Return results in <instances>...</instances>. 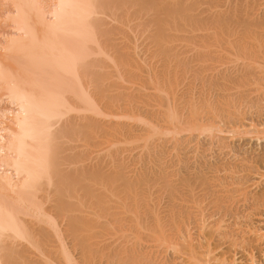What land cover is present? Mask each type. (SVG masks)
Masks as SVG:
<instances>
[{
    "label": "bare ground",
    "instance_id": "bare-ground-1",
    "mask_svg": "<svg viewBox=\"0 0 264 264\" xmlns=\"http://www.w3.org/2000/svg\"><path fill=\"white\" fill-rule=\"evenodd\" d=\"M8 1L12 3L13 11L11 12V14L8 13L9 16L8 15L6 16L10 19L12 23V28L14 33L6 38L5 43L0 44L1 46L0 47V51H1L0 52V93H2L0 94V103H3V105L0 106V264H39L36 263L38 261L35 259H34L35 262L30 260L31 258L30 255L33 253H39L41 255L40 262L42 264H53L55 259L56 261L60 260V262H57L55 264H59L61 262L62 264L65 263L78 264L74 260L75 257L74 258L71 257L70 255L71 252H69V249L67 247L68 245H66L68 241H66V243L64 242L63 239L65 238L62 237V234L64 233L66 234L67 231L69 235L72 237V239H70L71 237L69 236V239L71 241L74 240L75 241L74 245L79 247L80 249L79 252L81 254V257L82 255L84 256L86 249L91 245V244L89 245V243H88L89 246L86 245V243L90 241L89 240L86 241L87 237L84 235V233H86V231L88 233L93 232L92 231L93 229H91L89 232V230H85V227L87 228L88 225V227L90 228L91 227L90 224L92 222L90 223L87 220L88 218L85 216H84L85 217L84 220H86V223L82 219L83 216L81 214L86 213L87 210H85L86 212L84 211L81 214L78 213L79 208L82 207L80 203L83 204L86 201L82 200L83 202H81L79 201V198H77L78 201L75 200L76 201L75 202L74 200H70V199L77 197V195H75L76 197L73 195L74 193H78V191L75 192L76 188H82L83 186L86 194L90 197L91 193L93 192L90 190H93L94 187L92 189L88 188V186L91 188L90 185L93 182H91L92 181L91 178H89L90 179L89 181V179L87 180L86 177L85 178L87 183L90 184L88 185L86 184L87 187L86 188L84 187L85 185L83 184L86 183L84 176H83L84 183L82 184V180L80 177L83 169L86 168L84 167L85 164L84 166H82L84 167L83 169L82 167H80L82 169V171L81 170L79 171L80 176H77V171H75L77 166L74 170H73L74 167L73 168L70 167L76 173V175L73 173V171L71 172L70 170L69 172L71 173V175L67 173L70 176L64 174L65 172L63 171L67 170L64 168L66 167L65 165L67 164L72 165L74 162H75L74 165H76V163L80 165L81 163H78V161H75V159L80 160L82 162L83 155L82 153H79L77 158L76 157H74L75 159L68 158L67 160V157L61 154L66 151V150L64 151V148L68 149V152L70 153V151H72V147L74 146L71 145L72 147L68 148L67 146H64V144L62 145L61 140L67 139L68 136L74 137L75 135H76V141L77 140L79 141L80 139L78 134H81L82 133L81 131L83 130H81L80 126H78L80 130L76 133L75 128L77 127V124L79 122L77 118H75L76 121L74 120V118H72L73 120H71V118L69 119V117H71L70 114L72 111L78 109V111H80V114L84 112L91 113V115L88 116L89 117L88 123L82 124L81 122L82 127H85L83 128L85 129L83 135L86 134L89 137L90 134L85 133L86 130L89 133L96 130V124H95L96 122L95 121L90 122L91 120L90 116L92 118L98 117L99 120L96 119L97 121H100L99 117L106 116L105 111L100 108L102 104L100 105L99 103L100 101L98 100L99 98L96 97L97 95H101V94H97L98 93L97 90L95 91L96 93L90 91L92 87L93 90L97 88L98 86L97 84L101 79L99 77L101 75L96 74L97 71H99V74L104 75V73H100L99 68L96 71L89 70V67L91 68L94 67L96 65V64L94 65V63L98 60V59L90 60V58H94L96 55L99 56V54L104 53L105 50L104 46L102 45L103 40H101L102 42L100 43L99 37L100 36L103 37L112 32V31L109 32V30H103L105 21L101 22L102 17L109 18L110 21L130 29L131 23H133L138 17L142 16L143 14H141L142 12L140 13V11L132 10V6L133 4H135L134 0H8ZM148 1L149 0L147 1L143 0L141 4L145 5L143 6L145 8L146 6H150V7L153 6L151 12L155 14L152 16L148 15L149 16L148 19H146V17L144 16L146 20L145 22H143L144 24L143 26L144 27L147 26V28L148 26H150V28H152V30H150L151 32L152 31L154 32V36H153L154 41L150 38L153 41L152 43H154L156 40L157 44L159 43L160 45H162L161 43L163 42V40L165 41L166 39L165 32L167 31L169 32L173 28H177V27L180 28V29L178 28L179 30H181L182 28L186 29L187 27V29L190 28L193 31L194 30L198 31L199 33H201L202 31H210V33L207 34L206 36L205 35L199 36V38H197L198 39L197 41L200 40L199 42L201 43L202 40L208 39V41L209 40L211 41L212 39V45H215L213 47H219L221 52H223L220 53L219 55L216 54L217 60L219 58L220 61L226 60L228 63H236L233 67L234 68L233 70L226 69L225 73L217 72L215 76H212L211 74V76L214 79L208 77L211 78L210 84L212 82V84L214 85L223 87L226 91H234L236 89L251 87L253 88L254 91L258 92L257 94L260 93L261 95H264V0H209L211 1V4L209 5V7H207L208 8L207 12L200 11V13H197L196 16L191 14L190 12L193 6L199 3L198 0H196L195 4L191 6H186L181 3H176L177 0L175 2L173 1L174 2L173 5L174 4L176 5L171 6L170 5L171 1L167 2V0H165L166 2L164 1L162 3H169V5L168 6L162 5L159 7V10H158V4L155 2L156 0H151L154 1V4H151L152 6L147 5ZM160 1L161 0H159V2ZM179 1L181 0H178V2ZM138 6H139V2H138ZM138 8H140V6ZM143 10L149 11L148 9H144V8ZM145 14L148 13L145 12ZM201 15L202 16L206 15V16L201 17ZM183 25L186 27H180ZM136 26L134 25L133 30L136 29L135 28ZM131 30L132 29H130V31ZM178 32L176 31L177 34ZM172 35L175 36V33ZM168 36H171V34ZM193 37L191 39H193ZM109 38H111V34L109 35ZM106 39H108V37H105L104 39L105 42ZM167 40L168 42L169 40L172 41L171 37H168ZM130 41L132 42V40ZM208 41L205 42L207 43ZM202 45L198 47L201 48L204 46L207 47V45H203V46ZM217 49L215 50V52H217ZM128 51L130 50L128 49ZM165 52L166 49L163 52V54ZM121 55L124 54L121 53ZM199 55L202 56L201 54ZM206 56H204L205 59ZM105 57L107 56H104V58ZM120 58L122 60V58L124 59V56ZM191 58L193 59V57ZM216 58L214 57L211 60H214ZM115 61L117 60H114L113 62ZM123 61H125V59ZM226 61L220 63H226ZM222 65L224 66V64ZM108 66L110 67L112 66V64ZM212 68H214V66ZM212 68L210 70H212ZM222 70L223 69H221V71ZM114 71L112 70V73ZM104 72H106V70ZM91 74H93L94 77L91 78L90 76L89 78V75ZM117 75L119 76V73ZM103 77L105 78L106 76ZM86 78L87 79L89 78L88 81H90L89 83L92 85L90 87L91 89L90 88L87 89L88 81L86 82ZM122 79L125 80L123 76ZM153 82L156 83L155 81ZM100 86L101 85H99L98 87L101 88ZM209 87H211V85ZM156 88L158 87H155V89ZM1 90H3V92H1ZM172 91H174V89ZM233 96L234 95H232V97ZM228 97H231V94ZM236 100L240 101L239 99ZM244 102L245 101H243V103ZM254 105L257 104L255 103ZM233 107L236 108L235 105H233ZM132 110L133 108L130 109V112ZM134 111L136 112V110ZM165 111L166 112H164L163 117L160 116V118L161 117L163 118V120L162 119L161 120L162 122L168 125L167 127H163L161 129V126L165 125L164 123L163 125L159 126L157 121H152L150 119H143L144 117L143 118L141 117L140 120H142L141 122L146 126V129L140 133L138 132L139 130L129 131V129H127L128 125H126L125 121L122 122V119L121 122H118V119L120 120V118L128 119V118H135L136 116L131 117L128 114L124 115L123 112L113 113L115 114L114 115L115 119H117L115 121L117 122H112V121L111 123L109 122V124H112V127H109L108 124L107 125L103 124L105 126V129L106 126L109 127L108 131H109V135L111 134V136L108 137H112L110 142L108 141L109 142L108 145H110L111 143L112 145L126 143V142L128 143V141L132 142L133 144L134 143L136 144V142L141 141L142 145L140 144L139 146L143 148V150H146L149 147H151L156 141V139L154 140L155 138L154 136L161 135L162 133L165 134V132H173L175 134L174 136H176V134L179 132L181 133L180 128L183 127V125L179 126L180 123L179 117L181 116H178L175 107L172 109L170 108L168 111L167 110ZM189 111H190L189 123H191V125L188 127V129L191 130L195 129L199 132L211 130L212 126L210 125V123H208L209 121L206 122L209 125L201 124L202 122L200 121V119L202 116L198 118L199 109L196 106L194 105L191 106ZM184 112L187 113L186 111ZM84 117L85 114L84 116H82L80 120L84 119ZM112 118L114 117H111V119ZM68 119L72 121V122L70 121L72 124H74V122H77L76 125L74 124L76 127L74 125H73L74 127H71L72 125L70 126L71 128L68 127V125H70L68 123L69 122ZM135 119H139V118L136 117ZM204 119L206 118L204 117ZM158 121H160V119ZM63 123H68V125L66 124L67 125L66 126ZM216 125L218 126V124ZM228 125H226V127ZM244 125L246 126V130L242 128L243 130L241 131L239 129L240 127L238 126L231 127V129L228 131L231 134L230 136L231 139H234L235 141V138L237 139V137L239 139H247V138L251 139L252 137H254L258 142L264 141V121L260 122L254 119L251 120L248 125L246 124ZM184 128L185 127H183V129ZM108 131L102 132L103 134L102 136L104 135L107 136V134L104 133H107ZM229 133L228 135H230ZM97 134H99V132ZM81 137L83 136L81 135ZM162 140L161 142L164 143L165 140L164 141ZM167 140L172 141V143L174 144V139L172 140L167 139ZM167 140L166 142H168ZM70 141L72 142V140ZM86 141H88V139H86ZM63 143L66 144L65 141ZM157 143H159V139L157 140ZM96 145L94 146L96 147ZM99 145L100 144H98L97 146ZM136 145H138V143ZM77 146L78 144L76 145V148ZM180 146L181 144L178 143L175 149L181 152V149L178 150ZM158 147H159L158 145L154 146L153 150H156ZM161 147L165 148L164 146ZM78 148L80 147L78 146ZM115 148H118V146H115ZM133 148H135V146ZM229 148L230 147H228V149ZM109 149L111 151V147ZM230 150L228 151L230 152ZM235 150H231V152L233 154H236V156L242 155V152L240 151L238 152L237 150L236 152ZM108 151L109 150H106V154L108 153ZM157 151H160V149L154 152L156 160H161L162 157L161 153L159 152L157 153ZM195 151H197V149ZM68 152L67 151L65 152L66 155H68L67 154ZM85 152H87L86 155L88 156L92 153L89 152V150ZM164 152L167 151L164 150ZM185 152H184L185 154L189 153L187 151ZM139 153H141V151H139ZM149 153H151V151ZM226 154L228 155V153ZM71 155L77 156L75 154L70 153L69 156L72 157ZM254 155L252 154L253 157L250 156L249 158L248 157L245 158V156L244 157L241 156L243 157L241 158V160L235 159V162L236 160L240 162V164L237 163L238 165L234 164L235 162L234 163L232 162L234 158L230 160L233 164L229 162L219 164L213 162L211 163L210 159L207 161L206 160L200 161L201 159H203V156H201V158L199 156L200 160L198 161H196L193 158L195 160L194 162H196L195 165L185 169L183 168L180 172H177L178 175H176L177 176L176 177L177 182L175 181L176 184L170 185V181H167V184L163 183L164 186L165 185L167 186L168 193L170 190L172 191L173 189L172 187H174V189H177V196H176L177 197L176 200L178 202L177 211L176 212L173 211L174 212L173 215H176L177 217L175 218H178L177 221L174 219L178 223L177 228H179L177 229L178 235H176L177 236L176 238L178 240L176 239L177 242L173 244L174 240L172 239L173 242L170 240L171 244H169L168 240L164 239V243L167 245L168 244L172 245V247L170 246V248L171 249L174 248V250L178 252L177 254H179L180 256L177 257H180V264L181 263L185 264L186 262H190V264H264V155L261 156L260 155L254 156ZM113 157L114 156H112L111 159H113ZM184 157L186 156L184 155ZM64 158L66 159V163H64L65 161ZM177 158H178V162H182V156L180 157L177 155ZM100 159L102 158L100 157ZM146 160L150 161V158L148 157V159ZM217 160L219 161L222 159H217ZM119 161L118 163L120 164H117V166H115V168H118L116 170H122L124 168L125 170H127L128 168L125 167L127 164L125 163L124 165L121 163L123 162L122 160L120 162ZM154 161L155 160L151 162L154 163ZM112 162H117V160ZM151 162L149 163L152 164ZM174 162L177 163V161ZM243 162L245 163L247 162V165L244 164ZM63 164L65 165L63 166ZM61 166H63L62 168L64 169V170L62 169V173L60 169ZM85 170H84V174L90 171V170H86V171ZM94 172H96V170H94ZM97 172L95 174H97ZM90 174L93 175V172L90 171ZM113 174L115 175L114 172ZM91 175L90 177H93ZM88 176L89 174L87 175V177ZM163 176L161 177L163 178ZM94 177H97V175H95ZM94 177L93 180L94 179L96 180V178ZM107 177L108 176H106V178ZM111 177L108 179L106 178L104 179V177L102 176L105 186L106 184L112 185V182L115 181V179L113 180L115 176H113L112 178ZM99 178L101 179V176ZM116 178L118 179L117 175ZM125 180L129 181L128 179ZM101 181L102 180H100V182ZM134 181H131V184L130 182H126V183L127 185L130 184L131 186L132 182L134 183ZM118 182L119 180L116 181V183ZM139 182L142 183L141 180ZM115 187L119 189V187L117 186ZM134 188L133 190L135 191V189L137 188L135 189ZM114 189L115 188H113V190ZM111 190H112V186H111ZM79 193L80 195L78 196L80 197L84 194V193L81 194V192ZM86 194H84L83 197H86L87 196ZM103 195L99 194V197ZM120 195L124 196L123 193ZM92 196L94 195H91V198H93ZM99 197H96L97 198L96 206H101L102 203L101 200H103V198L101 197L102 199L100 200ZM104 197L107 196L104 195ZM109 198L111 199V197ZM106 201L108 200L106 199ZM93 202L94 201H92L91 205L92 204L94 205L95 202L94 203ZM134 203L138 204V202L135 201ZM135 204H134L135 206L134 208H137ZM83 209H85V206ZM135 210L136 209H134V213L135 214L138 213L137 210L136 211ZM93 211L94 213H92L91 211L93 215L97 217L100 216L101 218L103 217L100 214L98 215V213L95 212V210ZM168 211L170 212V210ZM76 212L78 215L80 214L81 216H78ZM124 212L126 213L125 210ZM169 212H168V216H169L168 218L171 219L170 215L172 213V210L171 213ZM87 213L91 214L90 211H88ZM156 214L157 216L159 215L158 213ZM165 215L167 214L165 213ZM134 216L137 218V214ZM165 217L167 218V216ZM60 218L63 219L66 218V220H62L64 221V223L65 221H67L66 222L67 225L65 224L67 230H64L63 228L65 232L62 230L64 232L62 234L59 227L60 226L63 227L62 226L63 224L59 226V222H58V219ZM155 218L158 219L160 217H155ZM174 220H170V221H174ZM177 231L175 230L174 232ZM157 232H159V229L157 230ZM162 233L163 232H161V234L160 232L158 233L160 237H162L161 236ZM86 235L89 234L86 233ZM168 236H170L169 233ZM160 237L158 238V241L160 239H163ZM55 238L58 240V244H59L57 252L58 255L62 257V259L58 257H54L55 251L54 253L51 251V248L53 246L52 245L53 239ZM70 244H72V242ZM69 248L73 249L72 246ZM54 249L56 250L57 248ZM91 249L92 248H90V250ZM166 250H168V248ZM135 253L138 254V252L136 251ZM77 254L79 255V253ZM134 256L132 257L134 258ZM140 256L141 259L142 255ZM81 257L80 260L84 258ZM144 257L145 256L143 255V259ZM163 263L166 264V262Z\"/></svg>",
    "mask_w": 264,
    "mask_h": 264
},
{
    "label": "rangeland",
    "instance_id": "rangeland-1",
    "mask_svg": "<svg viewBox=\"0 0 264 264\" xmlns=\"http://www.w3.org/2000/svg\"><path fill=\"white\" fill-rule=\"evenodd\" d=\"M134 1H135V4H133L132 10L140 11V13L142 12L141 14H143V15L138 17L136 19L137 21L135 20L133 23H131L130 29H132V30L130 31L129 28L121 26L117 23L110 21L109 18L102 17L101 22L105 21L104 22L105 25L103 26V30H109V32L110 31H112V32L103 36V37L102 36L99 37L100 43L102 42L101 40H103L102 45L104 46V49H105L104 53L99 54V56L98 55H96L95 57L93 56L94 58H90V60H92V59L93 60L98 59V60L94 63V65L96 64L94 67H92V68L89 67V70L90 71H92V70L96 71L99 68L100 73H104V75L99 74V71H97L96 74L101 75L99 77L102 79V80L100 79L99 82L100 83L102 82V83L100 84L98 82L97 85L98 86L101 85L100 86L101 88H99L97 86V88L95 90H93V87H92V89L90 88L92 85L89 83L90 81H88L90 76L92 78V77H94V75L93 74L89 75V78L88 79L86 78V82L88 81L87 82L88 83L87 89L90 88L91 89L90 91H92V92H95L97 90V92H98L97 94H101V95H97L96 97L99 98L98 99L100 101L99 103H100V105L102 104L100 108L105 111L106 116L99 117L100 121L96 120V119H98V117L92 118L90 116V119H91L90 122H94V121L96 122L95 123L96 124V130L95 131L89 133L86 130V132H85L87 134H90V137L86 134H85L86 136L83 135L84 130H85L83 128H85V127H82V124L83 123L86 124L89 122L88 116L91 115V113L84 112V113L80 114V111H78V109L74 110L71 112V114H70L71 117H69V119L71 118V120H73L72 118H74V120H75V118H77L79 125L77 124V127H76L75 125L77 122L73 121L75 124L74 125L71 123L72 121L69 119H68L69 120L68 123L70 125H68V123H63L64 125L67 124L68 127H70L71 125H72L71 127L75 126L76 127L75 128L76 133L80 130L78 128V126H80L81 130H83V131H81L82 132L81 134H78V136L80 137V139H79L80 142L78 140L76 141L75 133H74L75 138L71 135L74 139L72 137L68 136L67 139H62L63 141L61 140L62 145L64 144V146H67L68 148H71L72 146H74V147H72V151H70V153L77 155V156L71 155L72 157H70L69 156L70 153L68 152V149L64 148V151L66 150L68 152L67 153L68 155H66V153H65L66 151L63 152L61 155L67 157V160H68V158L69 159L74 158V157L77 158L79 153H82V155H83L82 162L80 160H76L74 158L75 161H78V163H81L82 165L81 164L79 165L77 163H76V165H74L75 162L74 163L72 162L73 163L72 165H74V166H72L71 164H67V165L63 164V166L65 165L67 167V168L64 167L67 170L63 171V172H65L64 173L65 175H69V174L71 175L69 170L72 172L77 166V168H79V169L76 168L75 171H77V176H80L79 171L80 170L82 171V169L84 167H86L87 169L86 168L85 169L93 172V175H91L92 173L90 174V171L86 172V174H84L85 169H83L81 177H80L82 180V184L84 183L83 176H84V178L86 177L87 180L89 178H91L92 179L91 182H93V183H91V185H90L91 188L89 186H88V188L92 189L94 187L93 190H90V191H93L95 193V194L93 192L91 193V195H94L95 198H94V196H92L93 198H91V195L89 197L86 194V192L82 186V188H76L75 192L78 191V193L81 192V194L84 193L87 196L85 195L86 197H83V195H84L83 194L80 197V196H78V195H80V193L79 194L74 193L73 195L74 196L77 195V197L75 196L76 198H71L70 200L75 201V200H77V198H79V201H81V202L86 201V202H84L86 205L84 203L83 204L80 203V205L82 206L81 208H79L78 213H80V214L82 212H84L85 210H87V212L90 211V213H91V211H92V213H94L93 210H95V212H97L98 215L100 214L101 216H103L102 218L100 216L97 217V216L93 215L92 213L88 214L86 211L85 212L87 214L86 213L81 214L83 216L82 219L84 220L85 217H87L88 219L87 218L86 219L90 223L91 222L93 223V226H92V223L90 224L91 227H94V228H91V227L89 228L88 225H87V228L85 227V230H89V232L91 229H93L92 231L94 232V234H93V232L88 233L87 231H86V233L89 235H86V233H84V235L87 237L86 241H88V240L90 241V242H87L86 245L89 246L91 244L86 249L84 256L82 255V257H84V258L81 257V254L79 252V250H80L79 247L74 245L75 241L70 240V239H72V237L69 235V233L67 231H66V234L64 233L65 232L64 230H67V228H66V225H67L66 222L67 221H65V223H64V221H62V220H66V218L65 219H63V218L58 219L59 226L63 224L62 225L63 227H61V226L59 227L61 230V234L64 233V234H62V237L65 238L63 240L65 243H66V241H68V243L66 245H68L67 247L69 249V252H71L70 255L72 258L75 257L74 260L78 264H137V263L138 264H141V263L142 264H165L163 262H166V264H178V263L180 264V257H177L180 255L177 254L178 252H176L174 250V248H172V249L170 248V246L172 247V245H169V244H171L170 240L172 242L174 240L173 244H175L178 240L176 238L177 237L176 235H178L177 229H179V228H177L178 223L176 222L178 220V218H175L177 216L173 215V213L177 211V203H178L176 200L177 189H174V187H172L173 188V189L171 188L172 191L170 190L171 192L169 191V193H168L167 192L168 191L167 186L166 185L164 186V184H167V181H170V185L176 184L175 181H176V177H177L176 175H178L177 172H180L183 168L185 169L188 167H192L196 163L194 161L200 160L201 156H203V159H201L200 161H203V160L207 161L210 159L211 163L213 162V163H219L220 164V163H226V162H229V163L233 162L234 163L235 159L241 160V158H243L247 154H249V155L245 156V158H247V157L249 158L250 156H252V154L253 155L255 154L254 156L264 155V141H262V142L259 141L260 142L259 143L254 137H252L251 139L250 138L239 139L237 137L238 140L235 138V141H234V139H231V137H230L231 134L228 131L233 126L240 127L239 129L241 131V130H243L242 128H244L246 130V126L244 124L248 125L251 120L255 119V120H258L260 122L264 121V108H263L264 107V95H261L260 93L257 94L258 92L254 91L253 88H251V87L250 88L249 87L243 88V89H236L234 91H226L223 87L218 86V85H214V84H212V82L210 84L211 78L214 79L212 76H215V74H217V72L225 73L226 69L233 70L234 69L233 67L236 64V63H228L226 60L220 61L219 58L217 60L216 54L219 55L220 53H223V52H221L219 47H213L215 45H212V39H211V41L210 40L208 41V39L202 40L201 43L199 42L200 40L197 41L198 40L197 38H199V36H201V35L206 36L207 34L210 33V31H202V32L200 31L201 33H199L196 30L193 31L190 28L187 29V27L183 25L180 27H186V29L182 28L184 30H182V29L179 30L180 28L177 27V28H173L172 30L170 29L171 31L168 32L167 30H169V29H167L166 30L167 32H165L166 39H165V41L163 40V42L161 43L162 45H160L159 43L157 44L156 40L154 43H152L154 41L153 40L154 39L153 38L154 32L150 31V30H152V28H150V26H148V28H147V26L144 27L143 22H145V20L149 18L148 15L152 16L155 14V13L151 12V9L153 8V6L151 4H154V1L149 0L147 2V5H151L152 7L146 6V8L143 7L145 5L141 4L143 0H138V1L134 0ZM164 1L165 0H161L160 2H159V0L155 1L158 4V10H159V7L162 5L163 6L169 5V3H162ZM168 1L169 2L171 1L170 5L172 6L176 0H167V2ZM195 1L196 0H181L178 2V0H177L176 3H181V4H184L186 6H191V5L195 4ZM198 1H199V3H197L195 6H193L192 10L190 9L191 10L190 13L195 15V16L197 15V13H200V11H206L207 12V9H208L207 7H209V5L211 4V1H209V0H198ZM208 1H209V3H208ZM138 2H139L140 8H138L139 7ZM150 2H152V3H150ZM174 5H176V4H174ZM143 8L148 9L149 11H144ZM12 11H13V5H12V3H10V1L0 0V44L5 43L6 38L14 33L13 28H12V23H11L10 19L6 16V15L9 16L8 13L11 14ZM143 11H144V13H143ZM145 12H147L148 14H145ZM141 14H139V15H141ZM204 14H206V13H204ZM144 16L146 17V19ZM205 16L206 15H203V16L201 15V17H205ZM134 25L135 26L137 25L135 27L136 28L135 30H133ZM140 25H142V26H140ZM109 26H110V28H109ZM117 28H118V31H117ZM145 28L148 29L149 32ZM122 31H123V33H122ZM124 31H125V33H124ZM176 31L177 32L180 31V32H178V34H177ZM174 33H175V36L172 35ZM110 34H111V38H109ZM170 34H171V36H168ZM144 36L145 37L148 36V37H146L147 39ZM105 37H108V39H106V42L104 41ZM168 37H171L172 41L169 40V42H168V40H167ZM176 37H179V38H176ZM181 37H183V38H181ZM192 37H193V39H191ZM123 38H124V40H123ZM133 39H134V41H133ZM113 40H115V41H113ZM130 40H132V42ZM194 40H196V41H194ZM205 41H208V42L206 43ZM204 42H205V44H204ZM155 43H156V45H155ZM194 43H195V45H194ZM196 43H198V44H196ZM202 44L207 45V47H205V46H204L205 48L204 47H202V48L198 47V46H201ZM209 46H212L213 48L209 47ZM110 48H111V50H110ZM133 48L134 49L136 48V49L134 50ZM171 48H173V49H171ZM210 48H212V49H210ZM217 48H219V49H217ZM128 49L130 51H128ZM131 49H132V52H131ZM165 49H166V52L163 54ZM216 49H217V52H215ZM160 51H162V52H160ZM128 52L130 55L128 54ZM121 53L124 55H121ZM211 53H213V54H211ZM111 54H112V56H111ZM195 54H197L198 56ZM199 54H201L202 56H200ZM104 56H107V57H105L106 59L104 58ZM114 56H116V57H114ZM119 56L120 57L124 56L125 61H123L124 60L123 58L121 60V58ZM204 56H206V59ZM118 57H119V59H118ZM191 57H193V59ZM214 57L216 59L211 60ZM113 58H114V60H117V61L121 60V61L113 62L114 61ZM110 60H111V62H110ZM198 60H200V61H198ZM216 60H217V62H216ZM219 61L220 62L226 61V63H220ZM107 64L108 65L112 64V66L109 67ZM222 64H224V66ZM217 65H218V67H217ZM213 66H214V68H212ZM219 66H221V67H219ZM211 68H212V70H210ZM103 69H105L106 72H104L105 70H103ZM217 69H219V70H217ZM221 69H223V70L221 71ZM102 70H103V72H102ZM112 70L113 71L115 70V71L112 73ZM213 71L216 73H214ZM117 72L119 73L120 77L117 75L118 74ZM211 74H212V76H211ZM21 75H23V74H21ZM102 75L106 76L107 79H106V77L104 78ZM122 76H123V78H125V80L122 79ZM152 76H155V77H152ZM208 77H211V78H208ZM158 80H159V83H158ZM163 80H165V81H163ZM153 81H155L156 83H154ZM208 81H209V83H208ZM207 83H208V86H207ZM210 85H211V87H209ZM216 86H218V87H216ZM155 87H158V88L155 89ZM171 89L172 90L174 89L175 92L172 91ZM1 92H3V90H1ZM159 93H160V95H159ZM229 93L231 94V97H228V96H230ZM235 93H236V95H235ZM0 94H2V93H0ZM232 95H234L233 96L234 98L232 97ZM236 96H238V97H236ZM252 97H254V98H252ZM197 98H198V101H197ZM236 99H239L240 101H238ZM243 101H245L244 102L245 104L243 103ZM258 101H260V102H258ZM175 102H177V103H175ZM215 102H218V103H215ZM209 103H210V105H209ZM255 103L257 105H254ZM1 105H3V103H0V106ZM162 105H164V106H162ZM175 105H177V106H175ZM184 105H185V107H184ZM193 105L199 109L198 118L200 116H202L200 119V121L202 122L201 124L209 125L206 123L209 121L208 123H210V125L212 126L211 130H213V131L208 130V131H204L205 132L204 133V132H199L195 129H192V130L188 129V127L191 125V123H189L190 122V117H189L190 111L189 110H190V107ZM233 105H235L236 108L233 107ZM174 107L178 113V116H181V117H179V121H180L179 126L183 125V127H185V128L184 129H183V127L180 128L181 133L180 132L177 133L176 136H174L175 134L173 132H165V131H163V132H165V134L162 133L161 135L154 136L155 137L154 140L156 139V141L154 142L153 145L154 146L158 145L159 147L156 150L160 149V151H157V153L159 152V153H161L162 157L164 156L163 158L161 157V160H156V157L154 155L155 154L154 152H156V150H153V148H154L153 145H152L153 147L152 146L149 147L150 149L153 150V152L149 148L148 149L144 148L146 150H143V148H141L139 146L140 144L142 145L141 141L136 142V144L138 143V145H136L135 143L133 144L130 141H128V143L126 142V143H121V144H116V145L115 144L112 145V143H111L110 145H108V143L110 142V140L112 138V137H108V136H111V134L109 135L108 128L112 127V124H109V122L110 123H111V121L117 122V121H115L117 119H115V116H114L115 114H113V113L123 112L124 115L128 114L131 117L136 116L137 118H139V119H135L136 117L135 118H128V119L120 118V120L118 119V122H121V119H122V122L125 121L126 125L129 126V128L127 126V129H129V131H138L139 130L138 132L140 133L146 129V126L141 122L142 120H140L141 117L142 118L144 117L143 119H150L152 121H157L158 125L161 126L164 123V122H162V120H163L162 117H163L164 112H166L165 110L168 111L170 108L172 109ZM237 107H240V108H237ZM247 107L250 109H248ZM132 108H133L132 111L136 110V112L135 111L130 112V109H132ZM116 109H118V110H116ZM236 109H237V111H236ZM184 111H186L187 113H185ZM84 114H85V117H84V119H82L83 120L82 121L80 119L82 118V116H84ZM74 115H75V117H74ZM108 115H111V116H108ZM79 116H80V118H79ZM160 116H162V117L160 118ZM111 117H114V118L111 119ZM204 117L206 119H204ZM250 118H251V120H250ZM159 119H160V121H158ZM218 120H219V122H218ZM228 120H230V121H228ZM106 121H108V122H106ZM81 122H82V124H81ZM216 122H218V123H216ZM215 123L218 124V126ZM103 124L104 125L108 124L109 127L106 126V129H105V126ZM164 124L165 125L161 126V129L163 127L168 126L166 123H164ZM239 124H241L242 126ZM226 125H228V126L226 127ZM238 127H236V128H238ZM100 128H102V129H100ZM189 130H191V131H189ZM106 131H108V132L104 133V134H107V136H105V135H104L105 137L102 136L103 135L102 132H106ZM98 132H99V134H97ZM228 133L230 135H228ZM91 134L94 136H92ZM81 135L84 138L81 137ZM79 137H77V138H79ZM225 137H227V138H225ZM175 138H176V140H175ZM69 139L72 140V142ZM86 139H88V141H86ZM158 139H159V143H157ZM167 139H169V140L174 139V144L175 143L176 144L174 145L172 143V141H168ZM161 140L162 141L165 140L164 143L161 142ZM166 140L168 142H166ZM64 141L66 142V144L63 143ZM67 142L69 143V145ZM90 142H91V145H90ZM178 143L181 144V146L178 148V150L181 149V152L177 151L175 149V147L177 146ZM77 144L80 147V148H78V146H77L78 149L76 148ZM93 144L94 145L100 144V145L99 146L96 145V147H95ZM131 145L133 147L135 146V148H133ZM115 146H118V148H115ZM161 146H164L165 148H163ZM183 146H185V147H183ZM85 147L87 150L85 149ZM110 147H111V151L109 149ZM123 147H125V148H123ZM195 147H197V148H195ZM228 147H230V148L232 147L231 150L236 149L238 152L239 151L242 152L241 156H243V157L236 156V154H233L231 152L230 148L228 149ZM233 147H234V149H233ZM73 148H74V151H73ZM169 148H172L173 150L169 149ZM83 149L85 151L89 150V152H92L91 154L88 152L91 156L86 155L87 152H85ZM196 149H197V151H195ZM80 150H81V152H80ZM106 150H109L110 152L108 151V153L106 154ZM149 150L151 151V153H149L150 152ZM164 150L167 152H164ZM228 150H230V152ZM117 151H118V153H117ZM139 151H141V153H139ZM185 151H187L189 153L185 154L186 153ZM95 152H97V153H95ZM198 152H200V153H198ZM179 153H181V154H179ZM226 153H228V155ZM230 153H231V155H230ZM245 153H247V154H245ZM250 153H252V154H250ZM114 154L116 155V157ZM141 154H143V155H141ZM177 155L180 157L182 156V162H178ZM184 155L186 157H184ZM86 156H87V158H86ZM112 156H114L113 157L114 160L111 159ZM199 156H200V158H199ZM208 156L211 157L212 159L209 158ZM227 156L228 157L230 156L229 159ZM100 157L102 159H100ZM118 157H119L120 161L122 160L124 162V163L121 162L122 164H124V165H125V163L127 164L125 166L128 168L127 170H125V168L122 169L123 171L122 170H116L118 168H115V166H117V164H120V163H118V161H119ZM120 157H121V159H120ZM148 157L150 158V161L146 160V159H148ZM237 157H239L240 159ZM175 158H176V160H175ZM187 158H189V159H187ZM216 158L222 159V160L218 161ZM233 158H234V160H232ZM162 159H165V160H162ZM64 160H65L64 163H66L65 158H64ZM109 160L111 163L109 162ZM116 160H117V162H112V161H116ZM153 160H155L154 163L151 162ZM173 160L177 161V163L174 162ZM230 160H232V162ZM237 160L234 164H237V163L240 164V162H238ZM62 162H63V160H62ZM149 162H151L153 164V166H155V167H153L152 164H150ZM157 162H159V163H157ZM164 162L166 163V165ZM168 163H169V165H168ZM243 163L247 165V162L246 163L243 162ZM84 164H85V166H84ZM63 166H61V168H60L61 173H62V169H63L62 167ZM82 166H84V167H82ZM128 166H130V167H128ZM167 166H169V167H167ZM70 167H72V168L74 167L73 170ZM80 167H82V169ZM156 167H158V168H156ZM100 169H102L104 171V173ZM164 169H166V170H164ZM94 170H96V172L98 170L97 174H95L96 172H94ZM115 171H117L118 173ZM113 172L115 173V175L113 174ZM67 173H69V174H67ZM73 173L76 175V173L74 171H73ZM105 173H106V176H108L107 178L105 176ZM160 173H162V174H160ZM166 173H167V175H166ZM88 174H89V176L87 177ZM107 174H109V175H107ZM163 174H164V176H163ZM90 175L93 177L95 175H97V177H94V178H96V180L95 179L93 180V177H90ZM111 175H112V177L115 176L113 178V180L115 179V181L112 182V185L106 184V186H107L106 187L104 185V181H103L102 176L104 177V179L105 178L108 179L111 177ZM116 175H117L118 179L116 178ZM100 176H101V179L99 178ZM124 176H125V178H124ZM161 176H163V178ZM138 177H139V179H138ZM86 178H85L86 183L83 184V185H85L84 186L85 188L87 187L86 184L87 185L90 184V183H87ZM125 179H128L129 181H126ZM166 179H168V180H166ZM100 180H102V181L100 182ZM118 180H119V182L116 183V181H118ZM134 180H137V181H134ZM140 180L142 183L139 182ZM163 180H164V182H163ZM89 181H90V179H89ZM131 181H134V183L132 182V185H131L133 187L130 186ZM126 182H130V184L127 185ZM105 183H106V180H105ZM99 184H101V185H99ZM111 186H112V190H111ZM115 186L119 187V189L116 188ZM134 187L137 189H135ZM113 188H115V189L113 190ZM131 188H132V190H131ZM133 188L135 189L136 192L133 190ZM79 190H81V191H79ZM103 191H105L107 194ZM120 191H121V193H120ZM125 191H126V193H125ZM164 191H165V194H164ZM122 193L124 194V196L120 195ZM99 194L100 195L104 194L107 197H104V195L99 197ZM169 194L170 195L172 194V195L170 196ZM96 197H99L100 200L103 198V200H101V202H102L101 206H96V203H97ZM109 197H111V199L112 198L113 199L111 200ZM134 197H136V198H134ZM106 199L108 201H106ZM114 200H115V202H114ZM74 201H71V202H74ZM92 201H94V202L96 201L95 203L93 202L94 205L93 204L91 205ZM134 201L138 202V204L137 203L135 204ZM133 203L136 205L137 208H134L135 206ZM166 205H168V206H166ZM84 206H85V209H83ZM150 206H153V207H150ZM139 207H140V209H139ZM96 208H98V209H96ZM89 209H92V210H89ZM123 209L126 211V213L124 212ZM127 209H128V212L130 210L129 213L127 212ZM134 209H136L137 212L139 213V214L136 213L137 218L134 216V215H136L134 213ZM154 209H156V210H154ZM80 210H81V212H80ZM168 210H170V212ZM171 210H172V213H171ZM146 211H148V212H146ZM157 211H159V212H157ZM168 212L171 213V215H170L171 219L168 218L169 217ZM154 213L156 216L154 215ZM156 213H158L159 215L157 216ZM165 213L167 215H165ZM76 214H77V212H76ZM80 214L79 215L77 214V215L81 216ZM146 214H147V216H146ZM139 215H141V216H139ZM143 216H144V218H143ZM165 216H167V218ZM89 217H92V218H89ZM155 217H160V218L157 219ZM170 220H174V221H170ZM84 221L86 223V220H84ZM174 222H175V224H174ZM174 225H175V227H174ZM63 228H64V230H63ZM94 229H95V231H94ZM158 229H159L160 234H161V232H163L161 235L162 237L159 236V234H158L159 232H157ZM175 230L177 232H174ZM156 233L158 234V236ZM168 233L170 236H168ZM64 235H66V236H64ZM69 236L71 237L70 239H69ZM159 237L163 238V239H160L158 241ZM164 239L168 240V242H169L168 245L164 243ZM71 242H72V244H70ZM88 243H89V245H88ZM57 244H58V240L56 238L53 239V244H52L53 246L51 248V251L53 253L55 251L54 257H58V258L62 259V257L60 255H58L57 251H58L59 244L58 245ZM71 246L73 247V249L69 248ZM165 246H167V247H165ZM134 247H136V248H134ZM54 248H57V249L55 250ZM90 248H92V249L90 250ZM167 248H168V250H166ZM92 250H93V252H92ZM135 251L138 252V254L135 253ZM72 252H73V254H72ZM56 253H57V255H56ZM77 253H79V255ZM38 254L39 253L31 254L32 256L30 255V257H31L30 260L34 261V262H35V260H37L38 262H36V263L42 264L40 262L41 261V255L40 254L38 255ZM131 255L132 256L135 255L136 259H135V256L133 258ZM140 255H142L141 259H140V257H141ZM143 255L145 256L144 259H143ZM78 256H80L82 259L80 260V257H78ZM130 258H133V259H130ZM177 258H179V259H177ZM57 262H60V260L56 261V259H55L53 264H55ZM59 264H62V262ZM185 264H190V262H186Z\"/></svg>",
    "mask_w": 264,
    "mask_h": 264
}]
</instances>
